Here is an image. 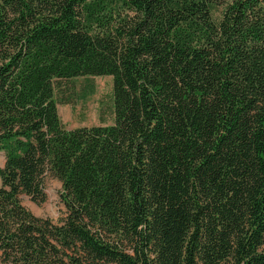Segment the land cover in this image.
Returning <instances> with one entry per match:
<instances>
[{
  "label": "trees",
  "instance_id": "16d2710c",
  "mask_svg": "<svg viewBox=\"0 0 264 264\" xmlns=\"http://www.w3.org/2000/svg\"><path fill=\"white\" fill-rule=\"evenodd\" d=\"M85 76L114 123L66 129ZM0 153V264H264V0H0Z\"/></svg>",
  "mask_w": 264,
  "mask_h": 264
},
{
  "label": "rangeland",
  "instance_id": "374dc122",
  "mask_svg": "<svg viewBox=\"0 0 264 264\" xmlns=\"http://www.w3.org/2000/svg\"><path fill=\"white\" fill-rule=\"evenodd\" d=\"M56 100L61 121L66 129L92 126H109L114 123L113 78L111 76H85L56 83ZM4 155L0 153V165L4 166ZM0 178V187H1ZM62 185L57 179L46 184V201L38 205L23 197V205L36 217L53 222L66 216L61 200Z\"/></svg>",
  "mask_w": 264,
  "mask_h": 264
}]
</instances>
